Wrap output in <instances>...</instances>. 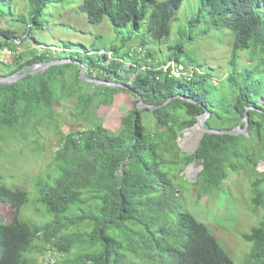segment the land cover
<instances>
[{
  "label": "trees",
  "instance_id": "obj_1",
  "mask_svg": "<svg viewBox=\"0 0 264 264\" xmlns=\"http://www.w3.org/2000/svg\"><path fill=\"white\" fill-rule=\"evenodd\" d=\"M65 1L28 0L29 20L19 18L27 24L26 33L31 35L40 28L50 5ZM183 1L84 0L80 10L90 24L99 25L108 18L114 29L132 24L136 33L151 7L149 33L163 42L170 37L171 23ZM202 14L214 20L216 30L229 28L233 33V71L227 81L238 93L225 115L208 119L205 126L232 130L247 114L246 133L204 134L194 153L182 152L179 133L195 126L204 110L211 113L209 76L195 69L191 76L178 79L170 68L164 71L152 66L137 73L132 66L135 78L131 83L123 81L127 88L121 90L133 94L136 104L138 94L146 104L156 106L148 110L153 124L144 121V110L134 107L117 133L99 121L93 128L64 135L56 152V177L35 178L38 202L53 216L46 225L21 220L20 210L29 201L27 192L0 185V203L8 204L14 214L10 221L0 220V264H36L30 255L50 250L61 254V264H235L209 229L185 210L169 174L196 162L202 171L195 183L220 191L232 172L250 166L253 210H264V172L258 170L264 160V81H255V70L239 71L236 66L239 50L264 53V0H201L198 16L189 23L190 33L196 31ZM0 40L12 49L17 38L11 31H2ZM183 52L182 46L171 49L169 63L183 64ZM22 58V54L14 57L20 73L53 61L51 55L35 50L23 63ZM42 75L0 85V129L16 127L33 112L46 114L49 123L55 119L59 98ZM113 90L103 97L106 105L111 104ZM244 126L245 121L241 128ZM70 227L85 229L79 235L66 236ZM242 239L251 244L244 264H264V217ZM78 246L80 252L69 261Z\"/></svg>",
  "mask_w": 264,
  "mask_h": 264
},
{
  "label": "rangeland",
  "instance_id": "obj_2",
  "mask_svg": "<svg viewBox=\"0 0 264 264\" xmlns=\"http://www.w3.org/2000/svg\"><path fill=\"white\" fill-rule=\"evenodd\" d=\"M83 2L66 0L50 5L41 19L40 28L28 35L27 24L19 20H29L28 0H0V32L11 31L17 38L16 42H12V49L8 48L15 52L11 56L6 55V46L0 40V76L7 77L12 71L14 73L10 75L22 72L17 71L19 63H14V57L20 54L23 55L21 63L34 50L38 54H49L53 65L36 74L44 73L43 79L51 83L59 98L52 122H48L46 114L37 116L33 112L16 127L0 129V185L27 192L29 201L20 210L19 218L29 224L46 225L53 220V216L38 202L40 190L35 178L49 174L56 177V152L63 145L64 135L93 128L99 121L105 128L117 133L121 130L122 120L132 116L134 107L139 108L133 94L99 80L107 78L109 82L117 83L119 79L120 84L125 80L131 83L135 78L132 66L137 68V73L152 66L164 70L169 64L171 49L182 46L181 65L209 76L213 94H210L212 107L207 120L224 116L238 94L228 87L227 81V76L233 71L232 31L229 28L216 30L214 20L202 14L196 31L189 32V23L198 16L201 0L182 2L171 23L170 37L163 42L155 41L149 33L151 7L140 29L133 33L132 24L116 30L108 18L99 25L90 24L86 13L80 10ZM260 11L263 14V10ZM130 34L135 35L129 39ZM236 66L239 71L255 70V81H264V53L239 50ZM60 72L61 75H58ZM187 74L190 75L191 71ZM111 89H114L110 96L111 104L106 105L103 97ZM88 98L91 101L87 103ZM141 110L145 111L144 121L152 125V114L148 113V109ZM180 140L189 154L194 153L193 136L183 133ZM181 151L186 153L182 148ZM186 169H172L169 174L172 187L177 189L185 210L209 229L235 264H244L251 244L245 242L242 236L264 217L262 208L253 210L251 167L247 166L245 171L238 173L232 172L220 191L206 190L203 184L195 183L202 171V166L196 162L194 170L187 173ZM13 215L8 204L0 203V220L10 221ZM84 229L70 227L65 235H79ZM79 252L78 246L68 260H75ZM30 258L36 264H46L47 253L38 255L35 252Z\"/></svg>",
  "mask_w": 264,
  "mask_h": 264
},
{
  "label": "water",
  "instance_id": "obj_3",
  "mask_svg": "<svg viewBox=\"0 0 264 264\" xmlns=\"http://www.w3.org/2000/svg\"><path fill=\"white\" fill-rule=\"evenodd\" d=\"M52 65H53V62L51 61V62H47V63L38 64V65L34 66L33 68H31L30 70H28V71H26L24 73L14 74V75H10V76H7V77L0 76V85L13 84V83L17 82L18 80H20V79H22V78H24V77H26L28 75L36 74L37 72H39V70L49 68ZM99 82L100 83H107L111 87L127 88L126 86H124L122 84H119V83L106 82L104 80L103 81L99 80ZM136 96H137V98L139 100L138 106H139L140 109L154 110L156 108V106H154V105L146 104L142 100L140 95L137 94ZM208 116H209L208 110H204V112L200 116H198L195 126H193L191 129H187V130L179 133L178 144L183 150H185V152L188 155H189V152L186 151V149L184 148V146L182 145V142L180 140V135L183 134V133L185 135H187V136H193L195 138V146H194V152H195L196 149L198 148V146L200 144V141L202 140L204 134L237 135V134L246 133V131H247V127H248V124H249V120H248L247 114L245 115V118L242 120V122L245 121L244 128L243 129L241 128V123H242L241 122L236 128H234L232 130H213V129H208L205 126V123H206V120H207ZM261 165H263V169H260ZM193 166H194V162H192L190 165H188V167H187L185 172L188 173V170H194ZM258 169L259 170H264V162H261L259 164Z\"/></svg>",
  "mask_w": 264,
  "mask_h": 264
},
{
  "label": "built area",
  "instance_id": "obj_4",
  "mask_svg": "<svg viewBox=\"0 0 264 264\" xmlns=\"http://www.w3.org/2000/svg\"><path fill=\"white\" fill-rule=\"evenodd\" d=\"M5 53L7 56H11L13 55V53L15 52H12V50L8 49V48H5ZM168 68L171 69V74L174 75L175 77H182V76H191L192 73H193V69L192 68H187L186 66H183L181 64H177V63H174V62H171L169 63L164 71H166ZM191 71V74L188 75L187 73ZM61 257V254L56 252V251H48L47 252V259H46V264H56L58 262V259H60Z\"/></svg>",
  "mask_w": 264,
  "mask_h": 264
}]
</instances>
